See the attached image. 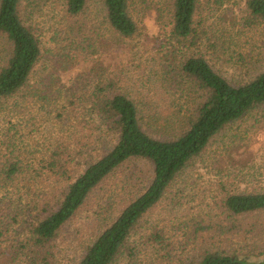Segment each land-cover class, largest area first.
<instances>
[{
  "label": "trees",
  "instance_id": "trees-1",
  "mask_svg": "<svg viewBox=\"0 0 264 264\" xmlns=\"http://www.w3.org/2000/svg\"><path fill=\"white\" fill-rule=\"evenodd\" d=\"M45 1L57 4L60 10L56 16L50 84L43 82L42 90L30 86L43 60L41 40L21 18L22 0H0V34H5L13 46L7 66L0 70V99H10L21 92L27 100L38 97L45 109L49 107L55 114L58 129L55 145L42 163L26 162L14 153L0 161V188L10 187L21 178L29 180L24 188L32 193V201L30 210L23 213L34 216V222L21 251L31 254L33 264H55L60 231L117 170L140 159L153 166L151 184L140 195L124 200L116 220L87 248L80 264H115L122 258L133 262L140 254L139 246L132 243L135 229L162 201L177 176L227 126L264 107V71L251 81L232 84L204 54L193 52L165 80V84L178 90L180 101L185 99L178 111L164 116L146 103L145 107L152 110L147 109L149 113L145 114L98 65L77 75L70 85L63 82L60 71L103 56L104 35L91 18L92 0ZM203 1L173 0V35L181 45L198 47L207 39L209 46H217L218 38L201 36L199 32L208 25V18L203 19ZM99 2L106 25L114 34L127 40L137 36L130 0ZM213 4L222 7L224 1L213 0ZM245 6L244 26L264 25V0H246ZM148 120L157 137L143 129L142 123ZM34 189L38 190L33 194ZM223 206L231 218L258 214L264 211V190L228 194ZM234 231L254 239L264 256V223L237 225ZM155 250L156 247L154 253ZM18 259L14 257L15 263ZM168 260L172 264L173 257ZM178 264H264V259L209 251L198 261Z\"/></svg>",
  "mask_w": 264,
  "mask_h": 264
},
{
  "label": "rangeland",
  "instance_id": "rangeland-1",
  "mask_svg": "<svg viewBox=\"0 0 264 264\" xmlns=\"http://www.w3.org/2000/svg\"><path fill=\"white\" fill-rule=\"evenodd\" d=\"M223 1L222 7L213 4V0L203 1V19L208 18V25L199 32L201 36L209 34L219 39L213 48L206 43L207 39L198 47L181 45L176 40L171 19L173 0H130V14L138 26L137 36L132 40L114 34L106 25L102 4L92 0L91 18L104 35L105 51L98 60L60 71L61 78L70 85L77 75L98 65L145 114L149 113L147 109H153L164 116L178 111L185 100L180 101L178 90L165 84V80L193 52L204 54L232 84L251 81L264 71V25L244 26L246 0ZM20 10L24 23L41 40L43 60L37 65L30 86L43 90V86L50 84L54 66L51 59L56 49L54 34L60 7L45 0H22ZM12 53V43L5 34H0V70L7 66ZM146 103L153 108L145 107ZM47 108L38 97L25 99L23 92L0 99V161L11 158L12 153L36 164L48 158L58 129L55 114ZM148 122L142 123L143 129L157 137L152 121ZM153 171L150 162L140 159H133L117 170L60 231L55 264H80L87 248L116 220L124 200L149 187ZM26 181L29 180L21 178L10 187L0 188V264H33L31 254L21 251L34 222V216L23 213L30 210L32 201V193L24 188ZM263 190L264 107H261L227 126L188 164L162 201L135 229L132 243L139 246L138 258L133 262L122 258L115 264H171L168 260L171 256L172 264L195 262L209 251L263 260L256 241L236 233L234 228L264 223V211L231 218L223 206L228 194ZM155 237L158 239L154 240ZM147 241L149 244H145ZM15 256L19 258L17 263Z\"/></svg>",
  "mask_w": 264,
  "mask_h": 264
}]
</instances>
